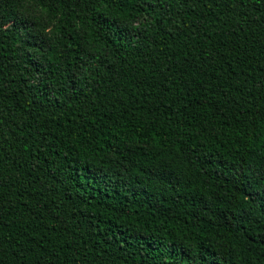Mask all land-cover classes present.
I'll return each instance as SVG.
<instances>
[{
  "label": "trees",
  "instance_id": "obj_1",
  "mask_svg": "<svg viewBox=\"0 0 264 264\" xmlns=\"http://www.w3.org/2000/svg\"><path fill=\"white\" fill-rule=\"evenodd\" d=\"M136 3L0 7V264L264 261V209L231 222L224 179L264 189V12L188 0L161 24Z\"/></svg>",
  "mask_w": 264,
  "mask_h": 264
},
{
  "label": "snow or ice",
  "instance_id": "obj_2",
  "mask_svg": "<svg viewBox=\"0 0 264 264\" xmlns=\"http://www.w3.org/2000/svg\"><path fill=\"white\" fill-rule=\"evenodd\" d=\"M4 2L5 0H0V7L3 6ZM29 2L34 5H41L48 2V0H29ZM55 2L69 3V0H55ZM72 2H75L78 6L80 4H84L86 7H92L96 4L103 3L115 5L118 2L123 3V0H72ZM187 2L188 0H137L136 6L140 8L147 7L153 12H155L157 9H160L158 18L160 23L163 24L164 18L169 13V10L171 8H175L176 4H186ZM240 3L242 5L250 4L257 11L264 12V0H240ZM43 12L45 14H48V8H43ZM149 15H151V12L149 13ZM18 19V30L22 29V34L24 35L25 42L30 44L32 48L37 50L36 55H30V60H35L33 67L35 69V72L37 73L36 90L43 91V79L47 75V73L44 71L43 65L40 63V56L38 53L43 50L44 42L40 39L39 36L34 34L33 29H35L36 24L31 19L27 17H19ZM123 26L124 24L122 20L119 27ZM233 167H235V165H233ZM164 178L167 179L169 183H172L173 186L180 182L178 177ZM224 179L227 180L228 183L236 184V191L240 194V200L242 202L240 205V214L236 215L235 212H233L231 222L235 224L244 222L245 220H249V218L251 217V212L247 211L246 209L255 208L258 202L259 207L264 209V189L255 188L252 179L247 176H243V179H240L239 176L224 177ZM198 195L199 193L194 194L193 198L195 199ZM202 202L205 204V207H207V201ZM228 211L231 212L232 209L230 208L228 209ZM224 218L228 219L227 216H225ZM245 231H247V229H245ZM172 253L174 255H181L185 257L187 260H190L192 264H198L199 261H205V264H216L213 254L207 247L197 248L195 255H193L191 250H186L183 246H181L179 249H172ZM261 264H264V261H262Z\"/></svg>",
  "mask_w": 264,
  "mask_h": 264
}]
</instances>
